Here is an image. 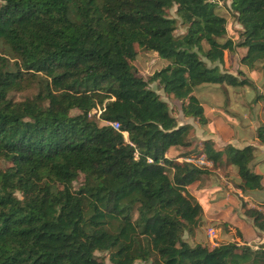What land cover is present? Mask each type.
<instances>
[{
    "label": "trees",
    "instance_id": "trees-1",
    "mask_svg": "<svg viewBox=\"0 0 264 264\" xmlns=\"http://www.w3.org/2000/svg\"><path fill=\"white\" fill-rule=\"evenodd\" d=\"M229 1L242 26L236 44L213 0H0V264H264L263 243L184 237L202 220L191 189L207 170L166 156L182 147L232 164L236 187L258 192L256 146H198L149 86L203 124L199 87L247 82L217 63L236 46L242 64L264 62V0ZM135 46L169 62L144 78ZM255 100L264 109V93ZM256 139L264 145V122ZM241 207L264 232V210Z\"/></svg>",
    "mask_w": 264,
    "mask_h": 264
},
{
    "label": "rangeland",
    "instance_id": "rangeland-1",
    "mask_svg": "<svg viewBox=\"0 0 264 264\" xmlns=\"http://www.w3.org/2000/svg\"><path fill=\"white\" fill-rule=\"evenodd\" d=\"M213 1L217 2L218 11L226 18V37L236 44L240 40L239 31L242 26L230 9V1ZM168 15L177 19L175 34H182L185 31V25L178 18L175 7L168 11ZM203 46L206 47V44L203 43ZM135 48L137 55L133 64L137 73L144 78L169 62V58L159 56L153 50L140 49L138 46ZM245 51V48L241 46H236L233 51H225L223 61L217 64L223 71L232 73L239 80L246 79L247 82L239 85L226 83L203 85L195 91L204 107L206 122L203 124L191 117H184L179 108L180 101L166 95L155 82H150L149 86L168 103L172 114L181 124L188 123L193 127V143L198 146L203 140H212L214 147L221 149H224L227 143L236 147L246 144L256 146L250 167L253 171L262 174L264 183V145L256 139V128L264 122V109L261 102L255 100L258 92L264 93V62L256 64L253 68L242 64L240 58ZM202 59L212 65L206 58L202 57ZM33 92L32 89L17 91L14 92V97L18 100L23 99ZM124 136L126 137V134ZM188 149L172 147L166 156L181 161L185 157L183 153ZM199 154L200 152L191 155ZM179 157L181 159H178ZM203 168L207 170V173L202 174L200 181L194 185L196 190H201L196 194L203 207V217L194 235L184 233V237L193 243L207 241L215 245L235 239L239 242L245 237L253 236L254 234L250 231L251 219L242 214L241 204L245 202L248 206H257L264 210V189L258 192H241L236 187L238 177L232 164L215 167L210 162ZM74 186L76 188L78 182H75ZM208 213L219 214L208 215ZM242 217L247 219L246 224L244 222L246 219ZM256 244L258 247L259 243ZM98 254L106 256L104 252ZM134 264L148 263L136 260Z\"/></svg>",
    "mask_w": 264,
    "mask_h": 264
},
{
    "label": "crops",
    "instance_id": "crops-1",
    "mask_svg": "<svg viewBox=\"0 0 264 264\" xmlns=\"http://www.w3.org/2000/svg\"><path fill=\"white\" fill-rule=\"evenodd\" d=\"M172 148V147H171ZM171 148H169V150L171 149ZM169 150H168V152H169ZM168 152L166 153V155L168 154ZM180 158V157H179ZM178 158V159H179ZM196 186H193L192 188L193 189H191V192H201V190H196V188H195ZM263 196H264V192H263ZM217 214H219V213H217ZM217 214H212V213H208V215H217ZM243 219H246V218H244V217H242ZM244 221V220H243ZM246 221H247V219L244 221L245 222V224H246ZM249 223H251V222H249ZM250 231L254 234L253 236H249L248 238H244V240H247V243L251 246V247H253V248H255V247H257V244L256 243H264V232H259V231H257L254 227H253V225L252 226H250ZM236 240V239H235ZM242 240V239H241ZM239 241L238 243H242L243 241ZM237 241V240H236ZM252 243V244H251Z\"/></svg>",
    "mask_w": 264,
    "mask_h": 264
},
{
    "label": "built area",
    "instance_id": "built-area-1",
    "mask_svg": "<svg viewBox=\"0 0 264 264\" xmlns=\"http://www.w3.org/2000/svg\"><path fill=\"white\" fill-rule=\"evenodd\" d=\"M109 124L112 127H114L115 129L119 128V124L116 121H111V122H109ZM124 135H125V133H124ZM179 159H181V158H179ZM181 161H186V162H189V163L195 164L197 166H201V167L206 166L210 163L209 160L206 159V157L203 153H200L199 155H195V156H192V155L185 156L182 158Z\"/></svg>",
    "mask_w": 264,
    "mask_h": 264
}]
</instances>
